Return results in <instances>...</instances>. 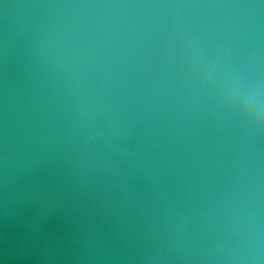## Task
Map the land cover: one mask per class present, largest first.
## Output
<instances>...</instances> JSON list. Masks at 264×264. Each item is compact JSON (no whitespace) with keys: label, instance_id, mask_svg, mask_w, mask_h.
<instances>
[{"label":"water","instance_id":"1","mask_svg":"<svg viewBox=\"0 0 264 264\" xmlns=\"http://www.w3.org/2000/svg\"><path fill=\"white\" fill-rule=\"evenodd\" d=\"M193 52L264 89V0H0V264H264V129Z\"/></svg>","mask_w":264,"mask_h":264},{"label":"snow or ice","instance_id":"2","mask_svg":"<svg viewBox=\"0 0 264 264\" xmlns=\"http://www.w3.org/2000/svg\"><path fill=\"white\" fill-rule=\"evenodd\" d=\"M192 64L204 73L205 83H213L222 107L243 118L248 126L264 129V89H253L237 71L224 72L218 58L193 52ZM6 159V145L0 139V162Z\"/></svg>","mask_w":264,"mask_h":264}]
</instances>
